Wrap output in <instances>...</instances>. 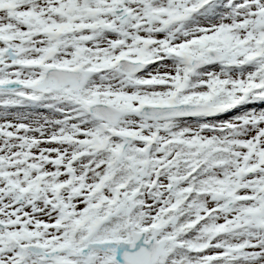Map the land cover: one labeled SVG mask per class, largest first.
Returning <instances> with one entry per match:
<instances>
[{
    "label": "snow or ice",
    "instance_id": "6c2138e0",
    "mask_svg": "<svg viewBox=\"0 0 264 264\" xmlns=\"http://www.w3.org/2000/svg\"><path fill=\"white\" fill-rule=\"evenodd\" d=\"M0 264H264V0H0Z\"/></svg>",
    "mask_w": 264,
    "mask_h": 264
}]
</instances>
